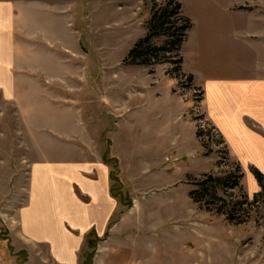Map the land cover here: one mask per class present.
I'll list each match as a JSON object with an SVG mask.
<instances>
[{
	"label": "rangeland",
	"instance_id": "rangeland-1",
	"mask_svg": "<svg viewBox=\"0 0 264 264\" xmlns=\"http://www.w3.org/2000/svg\"><path fill=\"white\" fill-rule=\"evenodd\" d=\"M6 1L14 3L16 77L13 97L0 93V199L16 211L35 164L69 171L100 163L111 214L87 229L78 264H264V200L235 206L260 192H248L256 168L231 158L193 79L252 58L264 77V0H176L180 10L164 26L155 19L168 0ZM185 18L191 27L180 50L131 62L137 42L166 46ZM241 172L240 187L206 181L205 197L194 199L206 176ZM214 191L237 207L233 220ZM1 210L9 259L39 263Z\"/></svg>",
	"mask_w": 264,
	"mask_h": 264
},
{
	"label": "crops",
	"instance_id": "crops-1",
	"mask_svg": "<svg viewBox=\"0 0 264 264\" xmlns=\"http://www.w3.org/2000/svg\"><path fill=\"white\" fill-rule=\"evenodd\" d=\"M13 15L14 3L0 2V93L7 101L14 95L16 77L10 55ZM246 45L253 46L248 42ZM252 61L237 65L233 71L223 69L201 79L192 76L202 89L206 116L219 131L231 158L244 171L254 167L264 173V77L255 67V58ZM99 164H88L84 169L70 165L69 171L55 165L35 164L28 171L27 198L17 210L7 198L0 199V211L6 209L4 221L11 235L28 245L33 250L31 255L36 252L40 260L35 264H78L87 229L106 224L112 199L108 170L103 165L100 171ZM247 174L251 184L248 192L254 193L260 186ZM76 190L90 199L84 202ZM4 244L0 239V264H15ZM39 247L46 252L39 253Z\"/></svg>",
	"mask_w": 264,
	"mask_h": 264
},
{
	"label": "trees",
	"instance_id": "trees-1",
	"mask_svg": "<svg viewBox=\"0 0 264 264\" xmlns=\"http://www.w3.org/2000/svg\"><path fill=\"white\" fill-rule=\"evenodd\" d=\"M168 7H166V10L163 11L162 14H160L159 16H156V23L158 24H162V26H164L166 24L165 21L170 20L169 18H171V16H175V14H178L179 10H180V4L176 1V0H168ZM162 16L164 21L162 20ZM161 21V22H160ZM184 24L181 27H177L173 32L168 33L169 36L172 38L171 41H169V43H167L166 46H153L150 41L149 38H145L143 40H140L139 42H137L135 44V46L130 50L129 52V58L131 60L132 63H137V64H144V65H148L151 64V59L153 58V56H159V54L163 53V54H170L169 52L173 51V45H176V49L180 50L182 43L185 39L186 36V32L188 31V29L191 27V23L189 21V19L185 18L184 19ZM166 59V58H165ZM177 62H182V58L179 57L177 59ZM239 171H241V169L239 168V166L237 167ZM254 176L258 181V184L261 188L260 192L255 194L253 196V201H249V198L247 197V195H242L243 197V201L241 202H237L235 204V206H240L242 204H247V205H253L256 202H259L261 199L264 200V174L262 172H260L257 169H254ZM243 178V172L240 173V175H236L235 173H231L229 176H227L225 179H222L220 177H213V175H208L206 176V179L204 181H200L199 184L200 189L199 190H195L192 192V195H194V199H196L197 201H201V199L203 197H205L204 193L207 188L204 185L206 183V181H212L215 180V182H218V184L220 186H223L224 188L229 189H235L236 187H240L239 186V179ZM207 196H210L207 194ZM212 196V197H211ZM210 197L213 198V200L221 202L223 204V206H225V211L224 213L228 215L229 219L235 218L233 215V210L237 209V207H229L228 203L226 202V199H224L223 197H220L216 191L213 192V195H211ZM260 199V200H259ZM207 205L210 204L209 201H206Z\"/></svg>",
	"mask_w": 264,
	"mask_h": 264
},
{
	"label": "built area",
	"instance_id": "built-area-1",
	"mask_svg": "<svg viewBox=\"0 0 264 264\" xmlns=\"http://www.w3.org/2000/svg\"><path fill=\"white\" fill-rule=\"evenodd\" d=\"M212 130H214L215 132H218L217 129H215V128H212Z\"/></svg>",
	"mask_w": 264,
	"mask_h": 264
},
{
	"label": "bare ground",
	"instance_id": "bare-ground-1",
	"mask_svg": "<svg viewBox=\"0 0 264 264\" xmlns=\"http://www.w3.org/2000/svg\"><path fill=\"white\" fill-rule=\"evenodd\" d=\"M200 225V224H199Z\"/></svg>",
	"mask_w": 264,
	"mask_h": 264
}]
</instances>
